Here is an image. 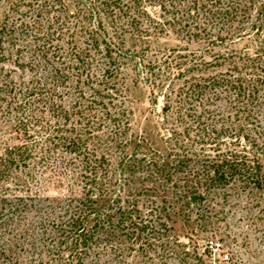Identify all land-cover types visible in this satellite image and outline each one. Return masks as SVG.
I'll return each mask as SVG.
<instances>
[{"label":"trees","instance_id":"trees-1","mask_svg":"<svg viewBox=\"0 0 264 264\" xmlns=\"http://www.w3.org/2000/svg\"><path fill=\"white\" fill-rule=\"evenodd\" d=\"M127 72L163 99L162 152L130 134ZM262 116L264 0H0V257L189 264L177 222L221 240L213 203L264 197Z\"/></svg>","mask_w":264,"mask_h":264},{"label":"rangeland","instance_id":"rangeland-1","mask_svg":"<svg viewBox=\"0 0 264 264\" xmlns=\"http://www.w3.org/2000/svg\"><path fill=\"white\" fill-rule=\"evenodd\" d=\"M157 45L161 48L188 47L194 51L201 47L194 43L188 45L171 34L162 36ZM127 75L125 82L128 89V106L131 111L130 134L132 137L144 138L151 148L162 152L166 148L164 144L166 134L161 116L163 99L157 97L156 102L152 103L150 88L142 83H135L131 73L127 72ZM223 103L222 100L216 105L221 107ZM262 125L264 126V116H262ZM144 153L148 155V152ZM32 189L34 191L39 188ZM57 193L56 190L50 188L46 195L54 197ZM252 197L245 193L231 196L226 203L218 202V200H216L218 204L213 203L216 209L213 215V227L219 233L221 240L219 236L211 238L209 229L202 232L201 228L193 222L189 223V226L177 222L174 225V233L182 246L179 245L180 247L176 250L185 251V258L189 264H264V197L261 200H254ZM22 219L25 225L26 222L33 225L30 234L36 237L38 231L35 229V224L38 220L34 213L29 212ZM16 239L22 243L21 238L4 235L1 245H11L17 241ZM23 243L26 244V241ZM28 249L29 247L25 245L23 248L19 246L13 248V254L6 252L0 257V264H34L33 261H36L37 257L31 255ZM150 255L152 256L149 259L145 255L142 256L132 251L126 254L124 264H150L151 259L157 264H179L174 259H166L164 263L153 252H150ZM101 261V264H116L109 258H102Z\"/></svg>","mask_w":264,"mask_h":264}]
</instances>
